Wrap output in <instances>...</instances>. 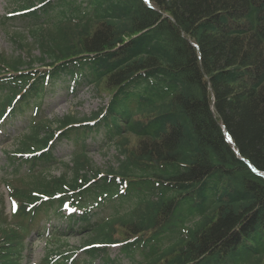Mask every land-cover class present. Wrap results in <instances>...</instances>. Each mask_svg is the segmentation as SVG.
I'll return each instance as SVG.
<instances>
[{"label":"trees","instance_id":"trees-1","mask_svg":"<svg viewBox=\"0 0 264 264\" xmlns=\"http://www.w3.org/2000/svg\"><path fill=\"white\" fill-rule=\"evenodd\" d=\"M13 1L40 56L18 41L26 55L0 57V129L13 128L0 264H28L34 235L37 264H75L77 250L114 263L113 244L130 264H264V0ZM63 72L107 104L48 120ZM99 130L117 152L106 170L89 156ZM69 139L66 162L54 148Z\"/></svg>","mask_w":264,"mask_h":264},{"label":"rangeland","instance_id":"rangeland-1","mask_svg":"<svg viewBox=\"0 0 264 264\" xmlns=\"http://www.w3.org/2000/svg\"><path fill=\"white\" fill-rule=\"evenodd\" d=\"M82 3V0H67L65 7L67 9H73V7ZM13 0H0V18L6 17L10 12L16 10ZM17 13V16L22 14ZM16 17L15 20H6L5 24H0V55H4L7 58L13 59L22 54V48L18 44V41H22L26 48L30 47L31 53L26 58L28 60L36 61L40 56L39 49L36 45L31 44L32 37L28 36L27 29L24 27L27 23L28 16ZM26 36V37H25ZM28 43V44H27ZM29 45V46H27ZM25 53V52H24ZM25 55V54H24ZM23 55V56H24ZM55 83L48 86L47 94L45 96V104L43 109V115L48 120L55 121L67 114H74L78 117L90 116L93 112L99 111L107 103V98L100 96L93 89L92 86L86 83L74 84L66 72L61 73L58 78H55ZM23 119H17L14 121L15 125L21 127L24 123ZM13 131L11 126H5L3 130H0V197L4 196L6 205V212H10V201L8 200V193L6 187V178L8 168V158L6 151L13 149L11 141L6 142V133ZM103 130H99L98 133L92 134L88 139L89 144V156L93 161V165L96 168L103 170L109 167H115L117 165V152L114 147L108 144H104ZM74 144L72 140H61L54 148V153L57 156L63 158L64 161L70 160L69 154L73 150ZM63 169L61 164L51 169V174L58 175L62 173ZM112 205L99 211V216L105 217L112 211ZM98 219V218H94ZM61 224V223H59ZM84 236L77 234L76 236L69 237V243L72 246H78L81 239ZM30 239L29 242H31ZM44 237L39 239L36 235L33 236L30 250H27L28 264H35V262L44 253ZM108 256L111 259L118 260L117 264H130L131 258L123 255L119 251V246H113L108 249ZM134 258H140L139 252L134 254ZM116 262V261H115ZM94 264H105L102 259H95Z\"/></svg>","mask_w":264,"mask_h":264}]
</instances>
